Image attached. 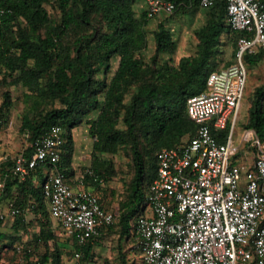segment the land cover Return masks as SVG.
I'll return each instance as SVG.
<instances>
[{
  "label": "trees",
  "instance_id": "obj_1",
  "mask_svg": "<svg viewBox=\"0 0 264 264\" xmlns=\"http://www.w3.org/2000/svg\"><path fill=\"white\" fill-rule=\"evenodd\" d=\"M137 1L0 0V74L8 84L27 89L26 101L34 112L32 117H22L20 129L28 134L23 151L29 155L30 144L36 138L52 126L61 127L64 143L56 167L72 177L73 130L84 124L92 139L88 168L103 183L85 175L86 186L102 190L115 175L112 161L103 159L104 155L122 151L132 168L125 200L118 203L117 211L103 206L94 191L102 206L114 213L115 220L100 228L99 235L84 245L69 238L58 242L60 237L53 228L43 195L47 176H43L42 167L30 172L23 181L7 177L0 191V205L12 202L22 213L28 211L39 227L34 247L15 246L19 235L7 237L0 231V240L5 239V247L12 248L8 264L19 259L31 264H61L67 245V254H81L79 264H90L93 242L115 224L126 235V241L135 238L133 224L146 208L147 190L157 172V153L184 143L195 134L197 125L187 114L186 101L206 91L209 74L221 68L222 46L229 43L235 51L238 38L244 34L229 27L225 3L218 1L205 8L207 19L194 31L197 45L193 55L181 57L176 66L163 63L147 69L140 57L147 46V11L136 14ZM171 1L175 5L173 12L180 14L200 7V0ZM46 4L58 11V20L50 17ZM153 39V61L159 54L174 52L175 42L162 21L156 25ZM112 58L117 59V67L107 79ZM262 59L264 51L259 49L255 54L244 55L243 62L248 70ZM132 87L134 92L126 100ZM2 99L0 129L12 105L9 92L5 91ZM248 100L242 127L253 131L257 140L247 141L246 145L251 146L254 158H264V85L256 86ZM93 112L96 115L89 117ZM120 123L123 127H119ZM227 133L228 128L217 132L218 140L224 142ZM11 165L10 159L0 162L1 178L9 173ZM22 213L11 223L14 233L25 231L27 221ZM28 224L30 221L27 227ZM119 254L122 264H126V253Z\"/></svg>",
  "mask_w": 264,
  "mask_h": 264
},
{
  "label": "built area",
  "instance_id": "obj_2",
  "mask_svg": "<svg viewBox=\"0 0 264 264\" xmlns=\"http://www.w3.org/2000/svg\"><path fill=\"white\" fill-rule=\"evenodd\" d=\"M139 1L152 17L175 9L171 0ZM218 1L225 3L229 27L244 34L237 40L235 61L212 71L206 91L186 101L187 114L197 125L195 134L157 153L146 208L133 224L138 264H264V158H254L247 165L232 163L237 148L233 135L248 76L243 57L264 51V2L200 0L199 5L208 8ZM227 128L220 142L217 132ZM250 134L255 143L250 130L243 131L242 142ZM63 143L62 128L52 126L30 144L29 155L24 151L1 154L0 162L10 159L12 165L0 177V191L7 177L23 181L38 167L46 169L43 195L50 218L62 236L84 245L99 235L100 228L111 225L115 215L86 186L85 175L103 184L89 168L72 177L57 170ZM21 213L10 204L0 210V225ZM80 257L77 252L73 258L79 261ZM11 264L31 263L19 259Z\"/></svg>",
  "mask_w": 264,
  "mask_h": 264
},
{
  "label": "rangeland",
  "instance_id": "obj_3",
  "mask_svg": "<svg viewBox=\"0 0 264 264\" xmlns=\"http://www.w3.org/2000/svg\"><path fill=\"white\" fill-rule=\"evenodd\" d=\"M45 8L50 14V17L54 20H58L60 14L54 7L49 4L45 5ZM136 14H140L144 12L146 9L144 5L137 1L136 6ZM207 10L205 8H197L192 12L187 14H180L177 12H172L166 16H148V24L146 26L147 32V46L146 48L140 53L141 59L144 61L145 66L147 69L152 67H157L158 64L167 63L169 66H176L179 59L184 56H190L195 53L197 39L194 35V31L203 25L207 19ZM162 21L169 30L174 42H175V50L173 53H162L159 54L157 57L155 56V60L153 61V57L155 54V43L153 39V31L156 29V25ZM224 40V37L222 38ZM222 53L220 54V67L233 63L234 59V48L231 44L226 43L222 46ZM157 64V66H155ZM117 67V59L112 58L110 61V70L107 73V79H109L115 69ZM247 83L244 92V97L241 102V110L240 114L237 117L236 125H235V133L233 137V142L237 143L240 127L242 131L246 130L242 127L244 123L247 111L246 106L248 103L249 96L251 91L258 85H264V59L260 61L257 65L252 66L251 69L247 70ZM101 77V75H100ZM7 91L10 94V98L12 101V105L7 112L5 123L3 124L2 128L0 129V155L4 153H9L11 155L19 153L24 150L25 146L27 145V137L28 134L21 131V121L22 117L25 114H28L29 117H32L34 112L32 111L31 103L26 101L27 89L23 88L22 86H12L8 84V82L3 80L2 74H0V105L2 103V94ZM134 92V87L130 88L129 94L126 97L128 100L131 94ZM96 112L90 114L89 117H94ZM119 127H123V124L120 123ZM241 131V132H242ZM251 135H249L248 140L251 141ZM73 137L76 143V151L74 152L75 155V168L74 170L77 173H82L86 168L90 167L91 164V148H92V139L88 133L87 128L84 124H81L79 127L73 130ZM247 142V140H245ZM236 146V145H235ZM247 150H251V146H247ZM239 147L235 149L237 152ZM246 150V149H245ZM251 152V151H249ZM247 152L245 160L251 158V153ZM87 155V159H83L82 156ZM238 155V154H237ZM105 160H111L112 164L115 168V175L108 181L107 184L103 185V189L96 191L101 198V202L104 204L108 210L110 211H117L118 210V203L120 201H124L126 197V189L127 184L132 176V168L131 163L128 157L122 152L119 151L115 155H104L102 156ZM42 174H46L47 170L42 169ZM43 175V176H44ZM38 181H42V176L38 177ZM12 204V202L8 203V206ZM6 203L3 202L0 205V208H6ZM26 219V227L23 228L25 231H19L14 233V231L10 228V220L6 221L4 224L0 225V230L5 231L4 234L7 237H12L15 235L18 236V240L15 242V246L23 247L31 245L34 247L35 242V235L38 234V224H36L35 220L33 219L32 214L28 211H25L22 215ZM30 221L29 227H27V223ZM54 224V223H53ZM53 225V228L56 231L58 242L61 243L63 239H66L62 236L60 228L58 226ZM134 239V240H133ZM135 244V238L129 237L126 241V235L120 233V228L117 224L112 226L111 230L104 232V234L96 240V246L94 248V254L92 257V262L90 264H122V254L125 251H131L134 253L135 257H138V251L131 250L133 245ZM8 245V241L5 239L0 240V264H8L10 261L11 249L5 247ZM61 245V244H59ZM14 246V247H15ZM62 247V245H61ZM64 249V248H63ZM37 250V249H36ZM70 252V246H66L64 249V254L61 256V264H79V261L74 260L73 256L67 254ZM37 252L35 251V254ZM127 252V262L131 263L132 254Z\"/></svg>",
  "mask_w": 264,
  "mask_h": 264
},
{
  "label": "crops",
  "instance_id": "obj_4",
  "mask_svg": "<svg viewBox=\"0 0 264 264\" xmlns=\"http://www.w3.org/2000/svg\"><path fill=\"white\" fill-rule=\"evenodd\" d=\"M222 68V67H221ZM244 97V96H243ZM242 106V105H241ZM241 106H240V109H239V113H238V116H239V114H240V110H241ZM248 106H249V103H247V106H246V111L248 110ZM246 118H247V116H246ZM245 121H246V119H245ZM245 121H244V123H245ZM243 123V124H244ZM242 124V125H243ZM242 131V128L240 127V132H239V137H238V141H237V143H234V145H236V147H239V149H238V151L237 152H235L234 153V155H233V157H232V163H234V164H236V165H247V164H249V163H251L252 162V160H251V158L250 159H248V160H245L243 157H245V155L247 154V152H249V151H251V150H247L248 148L246 147V142L245 141H243L242 142V133H243V131ZM235 133V132H234ZM234 136V135H233ZM247 141H249V140H247ZM249 142H251V141H249ZM247 146H250V145H247ZM76 143H75V151H76ZM246 149V150H245ZM74 151V152H75ZM249 153H251L250 155H251V157L254 159V153L251 151V152H249ZM238 154V155H237ZM82 158L83 159H87L88 158V156L87 155H83L82 156ZM75 159V155L73 156V161H72V166H73V168H75V163H74V160ZM43 171V170H42ZM75 173H77V171H75ZM44 175V174H43ZM46 175V174H45ZM74 175H76V174H74ZM35 182H36V180H35ZM73 184H75L74 182H73ZM7 208V207H6ZM6 208H3V209H0V210H5ZM11 223H12V221H10V226H11ZM53 225H55V224H53ZM55 227V226H54ZM1 231V230H0ZM6 231V230H5ZM5 231H1V232H5ZM95 246H96V241L95 242H93V249H92V253L94 254V248H95ZM127 252H130L131 253V251L129 250H127V251H125V253L127 254ZM126 254H125V257H126V264H138L139 263V255H138V257H135L134 256V253H131L132 254V260H131V263H129V262H127L128 260H127V256H126Z\"/></svg>",
  "mask_w": 264,
  "mask_h": 264
}]
</instances>
